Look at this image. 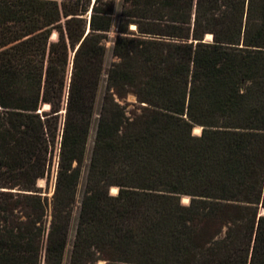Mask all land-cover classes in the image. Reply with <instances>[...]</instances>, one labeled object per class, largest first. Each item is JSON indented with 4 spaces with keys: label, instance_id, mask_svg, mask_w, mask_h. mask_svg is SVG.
<instances>
[{
    "label": "trees",
    "instance_id": "trees-1",
    "mask_svg": "<svg viewBox=\"0 0 264 264\" xmlns=\"http://www.w3.org/2000/svg\"><path fill=\"white\" fill-rule=\"evenodd\" d=\"M89 3L0 0V264L62 262L111 29ZM115 31L68 264H264V0H123Z\"/></svg>",
    "mask_w": 264,
    "mask_h": 264
},
{
    "label": "rangeland",
    "instance_id": "rangeland-1",
    "mask_svg": "<svg viewBox=\"0 0 264 264\" xmlns=\"http://www.w3.org/2000/svg\"><path fill=\"white\" fill-rule=\"evenodd\" d=\"M107 1L109 3V6H110L109 8L111 10V29L107 32L106 40L104 41L105 55H104V61H103V71H102L101 76H100V80H99V84H98V88H97V92H96V97H95V101H94L93 116H92V120H91V124H90V128H89V133H88V137H87L86 144H85L83 162H82V166H81L80 175L78 178V183L76 186L75 203H74V206H73L72 212H71V220H70V225H69V230H68V239H67L66 247H65L64 252H63L61 264H68V262H69V256H70V252H71L72 241L74 238V229H75V225H76V221H77V217H78L79 203H80L81 197L83 195V191H84L87 168H88L89 158H90V154H91V148H92V143H93V138H94V133H95L97 117H98V113H99V110H100V107L102 104L103 94H104L105 88H106L105 70L109 67L111 62L116 60V58L112 54V44H113V40H114V37L116 34L115 27H116V24H117V21L119 18V14H120V11H121V8L123 5V0H107ZM92 2H93V0H90V3L87 6V10H86V13L84 15L86 18V28H87V24L89 21V15L91 12L90 9H91ZM206 38H209V37L206 36ZM118 101L121 103L129 102V103H134V105L137 104L135 96L133 94H128L125 98L118 99ZM129 107H132V106L129 105ZM199 130H200L199 127H195L193 129V132L198 133ZM56 161H57V156H55L54 161H53V167L50 171L48 185L46 186V180L44 178H40L37 180V185L42 187V191H43L42 193L46 194L47 196H50L52 194L51 192H53L54 181H55V177H56V169H55ZM112 188H115V187H111L110 192L115 193L116 188L115 189H112ZM183 197H185L186 199H184ZM181 201L183 203H187L188 202V196H182ZM259 211H260V213L264 214V208L263 207H260ZM98 264H104V261H98Z\"/></svg>",
    "mask_w": 264,
    "mask_h": 264
},
{
    "label": "water",
    "instance_id": "water-1",
    "mask_svg": "<svg viewBox=\"0 0 264 264\" xmlns=\"http://www.w3.org/2000/svg\"><path fill=\"white\" fill-rule=\"evenodd\" d=\"M88 25H89V24H87V30H88ZM62 111H64V110H62ZM51 193H52V192H51Z\"/></svg>",
    "mask_w": 264,
    "mask_h": 264
},
{
    "label": "bare ground",
    "instance_id": "bare-ground-1",
    "mask_svg": "<svg viewBox=\"0 0 264 264\" xmlns=\"http://www.w3.org/2000/svg\"><path fill=\"white\" fill-rule=\"evenodd\" d=\"M112 189H115V188H112ZM114 191V190H113ZM184 199H186L185 197H183Z\"/></svg>",
    "mask_w": 264,
    "mask_h": 264
}]
</instances>
